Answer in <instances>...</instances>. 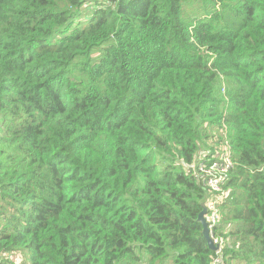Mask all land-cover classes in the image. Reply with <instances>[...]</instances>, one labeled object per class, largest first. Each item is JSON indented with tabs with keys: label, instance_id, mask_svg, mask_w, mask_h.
Wrapping results in <instances>:
<instances>
[{
	"label": "trees",
	"instance_id": "16d2710c",
	"mask_svg": "<svg viewBox=\"0 0 264 264\" xmlns=\"http://www.w3.org/2000/svg\"><path fill=\"white\" fill-rule=\"evenodd\" d=\"M220 145L219 255L196 219ZM16 256L264 264V0H0V264Z\"/></svg>",
	"mask_w": 264,
	"mask_h": 264
},
{
	"label": "built area",
	"instance_id": "2783aa9c",
	"mask_svg": "<svg viewBox=\"0 0 264 264\" xmlns=\"http://www.w3.org/2000/svg\"><path fill=\"white\" fill-rule=\"evenodd\" d=\"M232 167L230 157L227 155L219 160L211 161L208 164H199L198 170L201 173L202 183L206 188L208 199L205 202L206 221L213 244L219 246L220 242L214 238V228L220 223L222 214L220 204L224 201L225 194L222 192L221 184L228 178ZM219 253V252H218ZM213 264H222L215 258Z\"/></svg>",
	"mask_w": 264,
	"mask_h": 264
},
{
	"label": "rangeland",
	"instance_id": "374dc122",
	"mask_svg": "<svg viewBox=\"0 0 264 264\" xmlns=\"http://www.w3.org/2000/svg\"><path fill=\"white\" fill-rule=\"evenodd\" d=\"M189 4H191V3H185V4H183V18L186 19L187 21H189L191 18H193L195 16V13H196V10L193 9L196 5H193V4L192 5H189ZM191 9H193V10H191ZM198 13H199V11H198ZM82 18L83 17H81V19ZM225 86H226V88H228V85L227 84H225ZM225 86H222V87L225 88ZM218 88L219 87H216V89H218ZM218 135H220V133L217 134V136ZM213 140H217V139H213ZM210 146H213V145L211 144ZM214 151L215 152H217V151H219V152L220 151H223V146L220 145V147L218 149H215ZM198 157H199V155H197V159H198ZM205 199L206 200L208 199V195H207V197H205ZM206 200H205V202H206ZM205 219H206V215H205ZM214 238H217L218 241L220 242V244H219V250L217 252H215V253H218L221 250V240L215 234H214ZM219 255H220V253H219ZM217 259H219V258H217ZM220 261L222 262V260H220ZM24 262H25V260L22 257H20V256H16L15 257V263L16 264H24ZM222 264H223V262H222ZM232 264H235V263H232Z\"/></svg>",
	"mask_w": 264,
	"mask_h": 264
},
{
	"label": "water",
	"instance_id": "95a60500",
	"mask_svg": "<svg viewBox=\"0 0 264 264\" xmlns=\"http://www.w3.org/2000/svg\"><path fill=\"white\" fill-rule=\"evenodd\" d=\"M205 198H203L200 202H199V206L201 208L200 213L197 216L196 221L201 225V234L203 235L205 241H206V245L207 247L213 251V252H217L219 250V246L217 244H213L212 239L210 237V233H209V229H208V225H207V221L205 219V215H206V207H205Z\"/></svg>",
	"mask_w": 264,
	"mask_h": 264
},
{
	"label": "clouds",
	"instance_id": "9594fccd",
	"mask_svg": "<svg viewBox=\"0 0 264 264\" xmlns=\"http://www.w3.org/2000/svg\"><path fill=\"white\" fill-rule=\"evenodd\" d=\"M229 156L230 157V160L232 162V159H231V155L226 151V152H222V151H217L215 152V154L209 158V159H205L204 156H200L199 158L201 159L202 163H204L205 165L208 164L209 162L211 161H216V160H219L221 157H225V156ZM233 165V163H232ZM232 168V167H231Z\"/></svg>",
	"mask_w": 264,
	"mask_h": 264
}]
</instances>
